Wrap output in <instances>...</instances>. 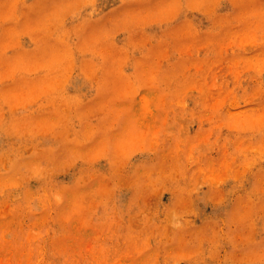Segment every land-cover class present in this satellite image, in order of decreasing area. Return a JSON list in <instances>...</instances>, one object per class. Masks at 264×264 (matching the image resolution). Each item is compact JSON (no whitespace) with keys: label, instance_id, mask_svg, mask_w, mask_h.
<instances>
[{"label":"rangeland","instance_id":"1","mask_svg":"<svg viewBox=\"0 0 264 264\" xmlns=\"http://www.w3.org/2000/svg\"><path fill=\"white\" fill-rule=\"evenodd\" d=\"M0 264H264V0H0Z\"/></svg>","mask_w":264,"mask_h":264}]
</instances>
